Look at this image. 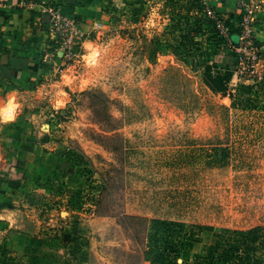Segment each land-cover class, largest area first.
Returning a JSON list of instances; mask_svg holds the SVG:
<instances>
[{
	"label": "rangeland",
	"instance_id": "1",
	"mask_svg": "<svg viewBox=\"0 0 264 264\" xmlns=\"http://www.w3.org/2000/svg\"><path fill=\"white\" fill-rule=\"evenodd\" d=\"M226 2L53 4L61 30L45 10L52 62L17 97L41 151L0 193V264H264V0Z\"/></svg>",
	"mask_w": 264,
	"mask_h": 264
},
{
	"label": "crops",
	"instance_id": "2",
	"mask_svg": "<svg viewBox=\"0 0 264 264\" xmlns=\"http://www.w3.org/2000/svg\"><path fill=\"white\" fill-rule=\"evenodd\" d=\"M66 1L0 0V108L9 100L17 106L14 119L0 120V150L6 155L3 166L9 184L0 183V193L5 190V197L15 193L17 182L25 181V170L41 151V146L28 140L32 137L27 122L31 112L17 97L30 94L39 83L44 63L52 62L55 44L47 32L45 10ZM74 9L80 11L84 7L74 6ZM12 173L21 175L16 178ZM2 209L0 212L9 213L8 209Z\"/></svg>",
	"mask_w": 264,
	"mask_h": 264
},
{
	"label": "trees",
	"instance_id": "3",
	"mask_svg": "<svg viewBox=\"0 0 264 264\" xmlns=\"http://www.w3.org/2000/svg\"><path fill=\"white\" fill-rule=\"evenodd\" d=\"M77 0H67L65 5H58V7L60 8L61 6H63L62 8L65 7V9L70 8L73 9L75 6ZM67 7V8H66ZM62 13L64 15H67L64 11H62ZM68 16V15H67ZM71 16V15H69ZM232 39H236L235 36H232ZM234 62H233V56H228L226 57V60L224 59L223 62V66L222 68L224 69H228L231 70V68L234 66ZM227 80V79H226ZM224 77L222 76H212L210 73H205V75L203 76V81L205 83V85L213 92V93H222L225 90V81ZM264 238L261 239V244H263ZM244 257L247 256L246 252L245 254H243Z\"/></svg>",
	"mask_w": 264,
	"mask_h": 264
},
{
	"label": "built area",
	"instance_id": "4",
	"mask_svg": "<svg viewBox=\"0 0 264 264\" xmlns=\"http://www.w3.org/2000/svg\"><path fill=\"white\" fill-rule=\"evenodd\" d=\"M47 10L49 14V21H51L53 27L58 28V30H61L64 25V22H67L68 19L59 14V11L57 9L49 8Z\"/></svg>",
	"mask_w": 264,
	"mask_h": 264
},
{
	"label": "clouds",
	"instance_id": "5",
	"mask_svg": "<svg viewBox=\"0 0 264 264\" xmlns=\"http://www.w3.org/2000/svg\"><path fill=\"white\" fill-rule=\"evenodd\" d=\"M16 107L17 106L14 105L11 100H9L4 107L0 108V120L14 119V112Z\"/></svg>",
	"mask_w": 264,
	"mask_h": 264
},
{
	"label": "bare ground",
	"instance_id": "6",
	"mask_svg": "<svg viewBox=\"0 0 264 264\" xmlns=\"http://www.w3.org/2000/svg\"><path fill=\"white\" fill-rule=\"evenodd\" d=\"M65 215V214H64Z\"/></svg>",
	"mask_w": 264,
	"mask_h": 264
}]
</instances>
